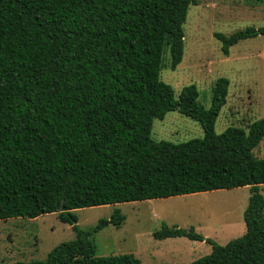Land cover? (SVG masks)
<instances>
[{"label": "trees", "instance_id": "trees-1", "mask_svg": "<svg viewBox=\"0 0 264 264\" xmlns=\"http://www.w3.org/2000/svg\"><path fill=\"white\" fill-rule=\"evenodd\" d=\"M195 0H0V220L56 214L72 230L41 261L13 264H140L130 254L96 257L91 236L123 221L118 210L89 230L75 210L248 187L244 233L224 245L162 225L155 240L210 246L187 264H264V159L252 150L264 117L214 132L228 81L217 78L207 108L193 85L159 81L168 46L174 69L182 25ZM264 37V26L213 37L220 51ZM170 112L195 122L201 138L150 139ZM176 264V263H160Z\"/></svg>", "mask_w": 264, "mask_h": 264}, {"label": "rangeland", "instance_id": "rangeland-1", "mask_svg": "<svg viewBox=\"0 0 264 264\" xmlns=\"http://www.w3.org/2000/svg\"><path fill=\"white\" fill-rule=\"evenodd\" d=\"M189 5L182 25L183 49L179 64L169 66L168 46L161 55L159 81L167 84L176 98L181 88L193 85L197 103L207 108L217 78L228 81L225 103L215 122L214 132L240 128L264 117V37L238 41L227 56L213 37L229 36L246 28L264 26V0H195ZM199 126L177 114L167 113L154 120L150 139L178 144L201 138ZM264 159V137L252 150ZM264 198V185L258 187ZM248 187L84 208L74 211L77 227L89 230L99 219H108L114 210L123 216L118 226L108 225L91 236L94 255L106 257L130 254L140 264H187L210 253V246L183 237L155 240L152 233L162 225L194 233L224 245L244 233L242 212ZM264 214V211H263ZM70 227L56 214L34 219L0 220V264L41 261L57 244L72 240Z\"/></svg>", "mask_w": 264, "mask_h": 264}, {"label": "crops", "instance_id": "crops-1", "mask_svg": "<svg viewBox=\"0 0 264 264\" xmlns=\"http://www.w3.org/2000/svg\"><path fill=\"white\" fill-rule=\"evenodd\" d=\"M200 243H203V242H200Z\"/></svg>", "mask_w": 264, "mask_h": 264}]
</instances>
